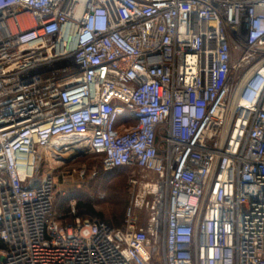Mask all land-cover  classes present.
<instances>
[{"label": "built area", "instance_id": "1", "mask_svg": "<svg viewBox=\"0 0 264 264\" xmlns=\"http://www.w3.org/2000/svg\"><path fill=\"white\" fill-rule=\"evenodd\" d=\"M91 153L132 172L122 228L55 211ZM0 239V264H264V0H0Z\"/></svg>", "mask_w": 264, "mask_h": 264}, {"label": "rangeland", "instance_id": "2", "mask_svg": "<svg viewBox=\"0 0 264 264\" xmlns=\"http://www.w3.org/2000/svg\"><path fill=\"white\" fill-rule=\"evenodd\" d=\"M237 58L235 54L233 61ZM61 169L64 177L58 180L54 195L57 214L66 215L71 221L74 204L82 218H101L116 227L123 225L130 204L131 171L124 168L104 171L100 159L92 153L70 161ZM4 248H0V257Z\"/></svg>", "mask_w": 264, "mask_h": 264}, {"label": "bare ground", "instance_id": "3", "mask_svg": "<svg viewBox=\"0 0 264 264\" xmlns=\"http://www.w3.org/2000/svg\"><path fill=\"white\" fill-rule=\"evenodd\" d=\"M61 141L64 142V143H75L76 142V138H72L71 137V138L62 139ZM76 148H77V146H73V149L70 150L68 153H66L64 156L68 157V156L74 154V152H76L75 151Z\"/></svg>", "mask_w": 264, "mask_h": 264}, {"label": "trees", "instance_id": "4", "mask_svg": "<svg viewBox=\"0 0 264 264\" xmlns=\"http://www.w3.org/2000/svg\"><path fill=\"white\" fill-rule=\"evenodd\" d=\"M96 155V157H98L99 159H100V162H101V158H102V155H99V154H95ZM102 165V164H101ZM103 169V168H102ZM91 219H94V218H91ZM105 220V219H104ZM107 221V220H106ZM107 222H109V221H107ZM110 223V222H109ZM110 224H112V223H110ZM113 225V224H112ZM118 227V226H117ZM122 227H124V223H123V225L121 226V228ZM4 242L0 239V248H4Z\"/></svg>", "mask_w": 264, "mask_h": 264}, {"label": "water", "instance_id": "5", "mask_svg": "<svg viewBox=\"0 0 264 264\" xmlns=\"http://www.w3.org/2000/svg\"><path fill=\"white\" fill-rule=\"evenodd\" d=\"M80 153H81V151H77V153H76L73 157H71V159L74 158V157H76V156L79 155Z\"/></svg>", "mask_w": 264, "mask_h": 264}, {"label": "clouds", "instance_id": "6", "mask_svg": "<svg viewBox=\"0 0 264 264\" xmlns=\"http://www.w3.org/2000/svg\"><path fill=\"white\" fill-rule=\"evenodd\" d=\"M254 85V84H253Z\"/></svg>", "mask_w": 264, "mask_h": 264}]
</instances>
